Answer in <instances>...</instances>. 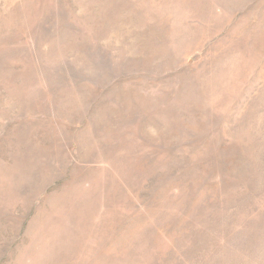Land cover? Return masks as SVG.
Masks as SVG:
<instances>
[{
    "label": "rangeland",
    "instance_id": "374dc122",
    "mask_svg": "<svg viewBox=\"0 0 264 264\" xmlns=\"http://www.w3.org/2000/svg\"><path fill=\"white\" fill-rule=\"evenodd\" d=\"M0 264H264V0H0Z\"/></svg>",
    "mask_w": 264,
    "mask_h": 264
}]
</instances>
